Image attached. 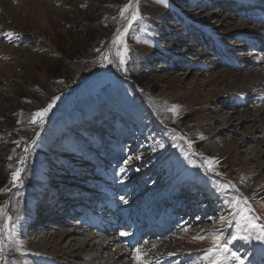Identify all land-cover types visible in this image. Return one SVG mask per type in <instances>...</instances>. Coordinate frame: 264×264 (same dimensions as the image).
<instances>
[{"label": "rangeland", "instance_id": "1", "mask_svg": "<svg viewBox=\"0 0 264 264\" xmlns=\"http://www.w3.org/2000/svg\"><path fill=\"white\" fill-rule=\"evenodd\" d=\"M128 3L0 0V264H207L213 233L264 264V197L246 184L264 180V113L247 116L264 106L248 83L264 70V0H139L121 68ZM150 217L162 227L132 245Z\"/></svg>", "mask_w": 264, "mask_h": 264}, {"label": "snow or ice", "instance_id": "2", "mask_svg": "<svg viewBox=\"0 0 264 264\" xmlns=\"http://www.w3.org/2000/svg\"><path fill=\"white\" fill-rule=\"evenodd\" d=\"M156 2L160 5L167 6L168 5V0H156ZM125 13H128L130 18L125 16ZM120 16L123 19H126L128 27H125L123 31L117 30V35L116 38L113 40V45L117 47V52H116V57L118 58L119 65L121 68H123L126 64L127 60V52H128V47L126 44V41L124 39L125 34L128 32L129 28L132 26L133 22H137L143 17L141 16L140 13V7H139V0H129V3L124 5V7L120 10ZM9 36L12 35L11 33L8 34ZM109 54H104L102 56V59L108 60L109 63H112V60L108 58ZM126 70V69H125ZM52 108V104H49L47 107L43 108L40 111H37L31 120V123L33 124H43L44 123V118L47 116L48 112ZM170 111H175V106H173ZM28 149L25 148V152H27ZM21 163H23V160H21ZM127 163V161L125 162ZM205 163L208 165V168L210 171L214 170L212 168L213 161L211 160H206ZM22 169H17L15 172L12 174V180L13 183L15 184L16 181L19 179V173ZM126 202V201H125ZM233 205H237L239 201L234 200ZM246 203V201H245ZM4 214V209L3 207H0V215ZM242 219L247 220L249 225L253 228L257 227L255 223L251 220H248L246 216H241ZM7 219H10V217H7ZM221 222L225 221V217H221ZM121 235H126V233H121ZM197 239H204V237H196ZM237 238H242L244 240H248L249 236L245 235L243 237H238L234 236L233 239ZM257 239L264 240V229H261V234L257 237ZM2 251V249H0ZM229 247L227 242H222V234L221 233H213V247H210L206 250V254L204 257V260L207 261V264H231V260H235L237 264H244V261L241 259L240 256H238L235 252H232L229 256H226V253H229ZM140 252L139 249L136 250V255L135 258L137 260L140 259V255L138 254ZM5 264L7 262L5 261Z\"/></svg>", "mask_w": 264, "mask_h": 264}, {"label": "bare ground", "instance_id": "3", "mask_svg": "<svg viewBox=\"0 0 264 264\" xmlns=\"http://www.w3.org/2000/svg\"><path fill=\"white\" fill-rule=\"evenodd\" d=\"M262 34V33H261ZM259 63H260V61H259ZM261 63H264V61H262ZM256 71V72H255ZM262 72H264V70H260V69H256V70H254V74L256 75L255 77H253V79L251 80V81H249L248 83H250L251 85H253V84H257V86L255 85V87L254 88H257V89H260V88H262V87H264V79H263V76H264V74H262ZM253 74V75H254ZM248 74L246 73V74H244V78L241 80V86H240V88L237 90V92L234 94V97L238 100V101H245L246 100V95L248 94V87L246 86L247 85V81L250 79V76L248 75ZM252 75V76H253ZM220 77V79H223V81H226L227 83V85H229L230 84V81H228V80H225V77H226V72L225 71H221L218 75H216V74H213L210 78L211 79H215V78H219ZM255 82V83H254ZM249 84V85H250ZM253 87V86H252ZM263 90H264V88H262ZM260 91H261V89H260ZM194 93V94H193ZM187 94H188V96H189V98L190 99H193L194 98V100H197L196 98H198L197 97V94H196V90L195 89H191V90H189V91H187ZM261 97L262 98H264V92H263V94H261ZM260 100V99H259ZM261 101V100H260ZM259 101V102H260ZM263 101V100H262ZM254 103V102H253ZM258 103V102H257ZM252 105H254V104H252ZM262 106V105H261ZM260 106V104H259V106L257 105V106H255L254 108H255V111H248V113H247V116L248 117H253V118H258L259 116H260V114L261 115H263V113H264V106H262L261 107ZM241 143V142H240ZM252 184L253 183V185H254V191L255 192H258L259 191V193L264 197V180H262L261 182L258 180V176L257 175H255V174H251V175H249V177H247V181H246V184ZM178 190H181V189H178ZM60 192V191H59ZM63 193H64V191H62L61 193H59V195H63ZM64 194H66V193H64ZM157 205V207H158V204H156ZM155 205V206H156ZM41 209V208H40ZM153 210H157L155 207H153ZM33 213L31 214V217H33ZM166 215V214H165ZM135 220H138L137 219V217H135L134 218ZM171 219V216L169 217V220ZM166 220H167V218H166ZM168 221V220H167ZM139 233H140V235L138 236V239H137V241H140V240H145V238L146 237H148V234H149V232H148V230H147V228H145L144 230L141 228V229H139ZM61 234H63V233H61ZM184 234V235H183ZM181 233L180 235H181V237H180V241H178L177 242V244H179L178 246H180L183 242H187L186 243V245H183V249H185V250H188L189 249V247H188V242H190L191 241V239H190V235H188L187 233ZM95 237H96V235H95ZM93 235H87V237H85V240L86 241H91V240H93L94 238H95ZM129 239V238H128ZM83 240V239H82ZM130 240V239H129ZM110 241H113V239H111ZM51 242H53V240H51ZM85 242V241H84ZM81 244H82V242H80ZM96 244H97V242H95ZM136 243V240L134 239L133 240V243H132V245L133 244H135ZM52 244V243H51ZM101 244V243H100ZM109 243H107V240H103V242H102V247L104 246H106V245H108ZM190 244V243H189ZM69 245V244H68ZM51 246V245H50ZM55 245H52L51 246V248H50V250L52 249V247H54ZM98 247V246H97ZM101 247V248H102ZM70 248V247H69ZM125 248V247H124ZM182 248V247H181ZM58 249V248H57ZM67 249V248H66ZM73 249H74V247H73ZM89 249V248H88ZM97 249V248H96ZM63 250V249H62ZM70 250V249H69ZM76 250V249H75ZM60 251V250H59ZM63 251H65V250H63ZM122 251H123V249H122ZM121 251V252H122ZM61 252V251H60ZM106 252V251H105ZM74 253V252H73ZM76 253V252H75ZM123 255L125 256L126 254H127V251L126 252H124L123 251ZM61 254V253H60ZM87 254H89V253H87ZM97 254H100V252L98 253V252H95V253H91V254H89V255H87V256H95L96 257V255ZM137 253L135 252L134 253V255H136ZM140 256H141V254H140V252L138 253ZM68 256L69 254H66L65 252H63V254L61 255V256ZM71 255H72V253H71ZM76 255H77V253H76ZM118 255V253L117 254H115L114 256H117ZM132 256H133V254H131ZM60 256V257H61ZM86 256V255H85ZM86 256V257H87ZM99 257V256H98ZM125 259V258H124ZM136 259V258H135ZM131 260V259H130ZM142 261V260H141ZM124 263V262H123ZM126 264V263H125Z\"/></svg>", "mask_w": 264, "mask_h": 264}, {"label": "trees", "instance_id": "4", "mask_svg": "<svg viewBox=\"0 0 264 264\" xmlns=\"http://www.w3.org/2000/svg\"><path fill=\"white\" fill-rule=\"evenodd\" d=\"M73 86H74V85H73ZM73 86H69V87L71 88V87H73ZM69 87H68V88H69Z\"/></svg>", "mask_w": 264, "mask_h": 264}]
</instances>
